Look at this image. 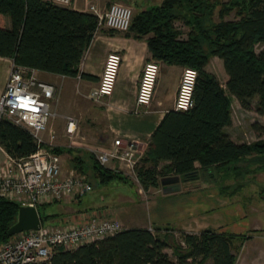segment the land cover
Listing matches in <instances>:
<instances>
[{"label": "trees", "instance_id": "trees-1", "mask_svg": "<svg viewBox=\"0 0 264 264\" xmlns=\"http://www.w3.org/2000/svg\"><path fill=\"white\" fill-rule=\"evenodd\" d=\"M231 14L234 17L227 18ZM5 15L10 27L4 23ZM97 29L98 18L92 12L46 0H0V56L12 58L15 66L77 76ZM125 35L144 40L150 59L197 71L193 105L164 114L135 168L143 189L161 186V178L168 175H178L187 183L197 182L206 172L230 170L239 180L264 169V164L253 167L264 155V123L251 124L258 138L249 143L234 142L224 130L232 123L230 96L245 109L256 98L255 110L264 115V0H162L134 11ZM213 56L222 60L228 76L225 87L206 69ZM0 146L17 158L37 148L26 128L6 118H0ZM53 150L60 155L69 153L70 169L88 179L92 176L100 184L125 180L120 171L100 164L92 151L67 146ZM163 161L168 163L159 166ZM44 205L37 206L42 224L51 216L40 211ZM19 206L0 197V242L11 237L8 229L16 222ZM167 231L123 228L75 248H55L51 262L235 264L238 250L251 237L207 228L198 233L181 231L170 240Z\"/></svg>", "mask_w": 264, "mask_h": 264}, {"label": "crops", "instance_id": "crops-1", "mask_svg": "<svg viewBox=\"0 0 264 264\" xmlns=\"http://www.w3.org/2000/svg\"><path fill=\"white\" fill-rule=\"evenodd\" d=\"M113 2L130 5L134 11H137L158 5L162 0H72L69 5L64 6L79 11L91 12V5L104 10ZM4 23L7 27H10L9 16H4ZM125 32L126 31H117L107 27H99L78 65L77 76H65L33 68H24L28 70V73L33 74L36 79L51 83L55 87L51 104L52 108L54 107L53 110L55 111V109L58 108V111H55V115L50 120L48 128L54 131L60 139L65 136L66 117L72 116L77 121L76 136H74L73 143L69 144L70 141L66 137L68 144L65 145L66 143L63 142L65 139L58 140L57 138L59 147H78L91 150L92 152L109 151L114 148L113 141L119 137L123 144L129 142L135 144L141 154L138 163L140 165L141 157L144 155L155 127L168 110L174 109L173 106L182 66L170 65L162 61L158 62L160 66L153 98L148 106H138L136 104L138 82L144 63L150 60V53L144 40L126 36ZM111 51H118L122 55V63L118 70L112 94L103 99L105 106L104 129L101 128V124L99 123L94 127L92 132H86L84 128H82L83 136H79L80 127L78 126V117L72 115V109H69L72 107L67 105L66 101L73 100L75 101L74 103H76L80 98L90 100L88 93L98 84L105 58ZM13 66L14 62L12 58L0 56V95L4 91L9 71ZM222 86L225 87V84ZM59 100L62 101L63 104H60ZM230 101L231 105L235 101L238 102L234 96H230ZM97 104L100 103L98 102ZM88 112L84 111V114L79 112L82 114L83 122H87L89 116L95 115L94 111H91V115ZM230 126L225 127L224 130L229 134L231 139L236 143L244 142L239 139L237 133L234 134L230 130ZM78 136L80 140H76ZM3 149L4 148L0 146V152L5 159ZM120 162L121 161L115 158L104 166L115 171H120L123 175L125 172ZM1 163L2 162H0V164ZM167 163L166 161L160 162L159 166H163ZM195 166H199V163L196 162ZM134 176L133 173L132 177ZM202 176L203 180L206 179V182H213L215 180L227 182L229 180L227 174L218 173L217 170H215L214 173L206 172L202 174ZM86 179L89 181L88 178ZM239 180L242 182V180H245V177ZM201 183L198 188H193L190 185L192 184L191 182L184 183L179 180L180 187L176 189L171 187L164 189L162 185L159 187H152L150 199H147L145 203H143V201L141 202L142 206L145 204L146 208L151 211V215L143 220L136 219L135 217H124L122 219L116 214V209L123 207L125 204L137 207V205H140L138 200H134L138 204H135L132 200H119L116 202L115 206L103 204L105 199L101 197L102 194L90 190L83 194L76 195V198L72 197L46 203L44 206L53 203L59 204L60 202H63L64 205L58 212H44L45 215H51L45 221V224L85 222L98 219L99 217L103 218L104 216L117 215L124 228L145 227L153 232L156 228H160L162 233H166L167 229L171 228V230L167 232L170 234L169 239L172 240V237H177L176 233L180 235L181 231L198 233L207 228H213L217 231L232 232L233 229L229 230V227L233 223L230 222L236 219L237 226L239 225L241 230L238 232L234 231L233 233H244L247 235L246 232H243L245 229L247 230V226H245L243 222L247 215L246 210L255 213L259 211V208L252 204L246 206L239 200L244 197L243 190L244 186L246 187L244 181L240 189L238 188L234 192H223L222 185L211 187L212 185L205 186ZM189 185L191 188L188 187ZM254 192L255 191H253V193ZM121 196L129 197V195L125 194L123 191L120 192V197ZM232 197H238L236 209L231 207L233 204H231L229 200ZM260 197L262 196L260 195ZM81 202H83V205L79 206ZM73 203H76V206L69 205ZM168 205H172V208L178 211L179 215H175V217L168 218L167 220L166 216L160 210L162 206ZM262 206H264V202ZM186 208L188 209L186 210ZM109 210L113 212H109ZM230 210L237 215L236 218L229 217ZM249 227L254 233H252L250 235L251 237L246 239L241 245L238 250L240 255L237 253L235 264H264V224H253Z\"/></svg>", "mask_w": 264, "mask_h": 264}, {"label": "built area", "instance_id": "built-area-1", "mask_svg": "<svg viewBox=\"0 0 264 264\" xmlns=\"http://www.w3.org/2000/svg\"><path fill=\"white\" fill-rule=\"evenodd\" d=\"M58 5H69L72 0H46ZM90 11L98 18V28L107 27L117 31L129 29L133 10L130 5L113 2L104 10L94 5ZM122 55L118 51L107 54L98 84L88 97L101 103L112 94ZM159 63L148 60L144 63L136 93V104L148 106L153 98L159 73ZM197 78L195 68L184 67L178 85L173 108L178 111L193 105V90ZM55 87L40 81L21 66H13L8 75L4 91L0 95V118L26 128L37 144L36 150L26 157H14L5 153L0 164V197L14 200L20 205L51 203L72 198L92 189L91 183L74 170L63 171L61 155L53 150L58 147L57 135L48 128L54 117L51 100ZM77 121L66 117L65 137L72 144L76 136ZM114 148L96 152L102 165L118 159L136 175V164L140 153L133 142L123 144L121 138L114 141ZM124 227L114 218L92 219L85 222L66 224H41L38 229H30L12 235L0 242V264H52L55 248L71 249L78 245L100 240Z\"/></svg>", "mask_w": 264, "mask_h": 264}, {"label": "rangeland", "instance_id": "rangeland-1", "mask_svg": "<svg viewBox=\"0 0 264 264\" xmlns=\"http://www.w3.org/2000/svg\"><path fill=\"white\" fill-rule=\"evenodd\" d=\"M133 12L134 9L132 8ZM234 16L233 14H231L230 16H228L227 18L232 19ZM103 29V28H102ZM186 30V28H184ZM150 60H154V59H150ZM184 67L186 66H182V71L184 69ZM206 69L213 73L217 79L220 81V83L222 85L225 84V81L227 79V74L224 71L223 68V64H222V60L218 57H211L210 61L208 63V65L206 66ZM182 74V72H181ZM181 78V76H180ZM180 82V80H179ZM179 85V84H178ZM178 89V88H177ZM177 93V92H176ZM75 101H66L67 105H70L72 108V115H75L78 117V126L81 128H79V136H83V129L86 132H92L94 130V127L96 125H98L99 123L101 124V128L104 129V115H105V106H104V102L102 101L100 104L95 103V101H93L92 99L88 100L86 98H80V100H78L76 103H74ZM60 104H63L62 101L59 100ZM255 103H256V98L253 99V103H252V107L250 109H245L243 108L238 102H233L231 105V114H232V118H233V122L231 124V126L229 127L230 130L238 135L239 139H241L244 142H252L257 140V134L252 130L251 128V124L253 122H259V123H264V115L259 114L256 112L255 110ZM76 104V105H75ZM77 106V107H76ZM67 108V107H66ZM54 109V107H53ZM55 111H58V108L55 109ZM84 111H89L88 113L91 115V111L95 112V115L93 116H89V119L87 120V122H83L82 121V114ZM81 112V113H79ZM84 114V113H83ZM87 123V124H86ZM104 125V126H103ZM82 126V127H81ZM63 136V135H62ZM61 136V137H62ZM77 137L76 140H80V137ZM60 139H65L63 142H65L67 145L68 144V140H66L67 138L64 136ZM58 138V140H60ZM264 139V137H263ZM91 151V150H89ZM94 154H96V152H93ZM70 154L67 152H63L61 154V164H62V168L65 171L67 170H71V165H70ZM4 160V156L2 155V153L0 152V162H3ZM120 161V160H119ZM139 163V162H138ZM136 164V167H138L139 164ZM262 165L264 164V155L262 157H260L259 161L253 164V167H256L257 165ZM120 165L122 167V169L124 170L125 174L124 175V181H114L112 183H108V184H100L94 177H89V182L91 183L92 186V191L93 192H97L99 194H102L101 197L103 199H105L103 201V204H111V205H116V202L119 200H123V201H130L132 200V202L135 200H138V203H140V205H137V207L133 206V205H129V204H125L123 207H119L118 209H116V214L120 217V218H131V217H135L136 219H145L146 217H149L151 215V211L146 208V205L144 204L142 206L141 202L143 201V203H145V201L147 199H150V195H152V193L150 191H152L151 187L148 188V190L143 189L142 184L139 181V178L137 177V174L132 177L133 172L130 171L123 163L120 162ZM252 166V165H251ZM264 167V166H263ZM218 173L221 174H227L228 176V181H222L219 182L218 180H215L213 182H206L204 179L203 180V176L201 178V180L199 182H191L192 184L191 187L193 188H198L201 184H204L205 186H210L211 187H218L220 185L225 186L228 185L225 190L223 189V192H231V191H235L237 190L239 187L235 188L234 190H232L233 187H235L237 184L239 183H243L246 185V187L244 186V192L243 198H240L239 200H241V202H243L246 206L249 205H253V206H257L259 208V211L254 212H249V210H246L247 215L246 218L243 220L245 226H247V230L245 229L243 232H246L247 235H251L253 232V230L249 227L252 226L253 224L258 225V224H264V206H262V203L264 202L262 198H264V169H260L258 168V170L256 172L250 173L245 177V180H242V182L240 180H236L235 176L233 174V172H231L229 170V172H224L222 171H217ZM122 174V173H121ZM199 183V184H198ZM107 185V186H105ZM190 185L188 186L189 188ZM187 187V186H186ZM205 189V188H204ZM240 189V188H239ZM125 192V194L129 195V197L125 196V197H120V192ZM253 191H255L253 193ZM260 197V195L262 197ZM74 198H76L74 196ZM233 198V199H232ZM230 198L229 201H231V204H233L231 207L236 209V202L238 201V197H232ZM134 201L135 204H138ZM76 203L73 204H69L71 206H76ZM64 205L63 202H60L59 204L53 203V204H48L44 207H40V211L41 212H58L60 210V208ZM83 202H81L82 206ZM185 209V208H184ZM188 208H186L187 210ZM233 209V210H234ZM165 216L166 219L168 220V218H173L175 217V215H179V212L174 210L172 208V205H168V206H162L161 210H160ZM109 212H113L110 211ZM249 212V213H248ZM115 214V213H114ZM104 216L106 218H114L116 220H118L121 224L122 222L120 221V219H118V216ZM233 217L236 218V214L234 212H232L230 210V214L229 217ZM103 217V218H104ZM102 217H99L98 219H100ZM236 219H234L232 222L233 223L230 227L229 230L233 229L232 232H238L239 230H241V228L239 227V225L237 226V222L235 221ZM123 225V224H122ZM236 225V227H235ZM234 227V228H232ZM180 231V230H179ZM178 231V232H179ZM177 237H179V233H176ZM250 243V242H247ZM167 253L169 254V256L172 259H175L172 250L171 249H166ZM239 254V253H238ZM240 255V254H239Z\"/></svg>", "mask_w": 264, "mask_h": 264}, {"label": "water", "instance_id": "water-1", "mask_svg": "<svg viewBox=\"0 0 264 264\" xmlns=\"http://www.w3.org/2000/svg\"><path fill=\"white\" fill-rule=\"evenodd\" d=\"M179 180L178 175H168L161 178V184L164 189L169 187L176 189L180 187ZM41 224V218L35 206L20 205L16 222L9 227L8 234L12 236L25 230L38 229Z\"/></svg>", "mask_w": 264, "mask_h": 264}]
</instances>
